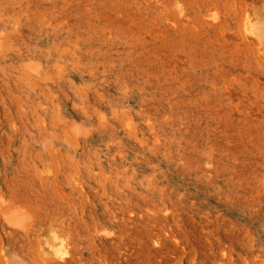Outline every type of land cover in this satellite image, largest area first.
Wrapping results in <instances>:
<instances>
[{
    "label": "rangeland",
    "instance_id": "374dc122",
    "mask_svg": "<svg viewBox=\"0 0 264 264\" xmlns=\"http://www.w3.org/2000/svg\"><path fill=\"white\" fill-rule=\"evenodd\" d=\"M0 264H264V0H0Z\"/></svg>",
    "mask_w": 264,
    "mask_h": 264
},
{
    "label": "bare ground",
    "instance_id": "6f19581e",
    "mask_svg": "<svg viewBox=\"0 0 264 264\" xmlns=\"http://www.w3.org/2000/svg\"><path fill=\"white\" fill-rule=\"evenodd\" d=\"M245 22H247V25H249V23H250V18H249V17L246 18ZM245 24H246V23H245ZM247 25H246V27H250V26H247ZM244 29H247V28L244 27ZM248 29H249V28H248ZM247 31H248V30H247ZM247 31H246V32H247ZM256 43H257V42H256ZM52 259H53V258H52Z\"/></svg>",
    "mask_w": 264,
    "mask_h": 264
}]
</instances>
